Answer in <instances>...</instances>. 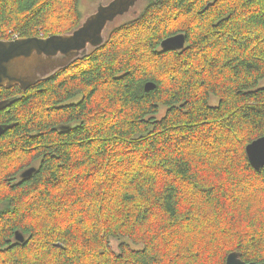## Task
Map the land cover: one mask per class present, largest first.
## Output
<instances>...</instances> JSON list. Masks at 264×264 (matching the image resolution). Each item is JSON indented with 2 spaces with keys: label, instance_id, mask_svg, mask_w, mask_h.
Segmentation results:
<instances>
[{
  "label": "trees",
  "instance_id": "1",
  "mask_svg": "<svg viewBox=\"0 0 264 264\" xmlns=\"http://www.w3.org/2000/svg\"><path fill=\"white\" fill-rule=\"evenodd\" d=\"M82 1L0 0V40L70 33ZM137 5L69 67L0 88V264L264 263L246 154L264 137V0Z\"/></svg>",
  "mask_w": 264,
  "mask_h": 264
},
{
  "label": "water",
  "instance_id": "2",
  "mask_svg": "<svg viewBox=\"0 0 264 264\" xmlns=\"http://www.w3.org/2000/svg\"><path fill=\"white\" fill-rule=\"evenodd\" d=\"M140 0H111L99 3L95 12L86 16L80 26L70 33L49 37H30L16 40H0V88L10 89L19 86L23 91L36 83L44 81L61 69L69 67L78 59L91 51L100 48L107 39L111 26L137 7ZM184 34H177L164 39L161 43L163 51H180L186 46ZM153 82L146 84V90L155 89ZM8 106L7 101L0 102V110ZM4 128L0 126V135ZM246 154L251 166L260 171L264 168V137L252 141L246 147ZM35 168L22 174L24 179L33 175ZM16 238L24 242L22 234ZM226 264L246 263L241 254L231 253ZM264 264V263H260Z\"/></svg>",
  "mask_w": 264,
  "mask_h": 264
},
{
  "label": "rangeland",
  "instance_id": "3",
  "mask_svg": "<svg viewBox=\"0 0 264 264\" xmlns=\"http://www.w3.org/2000/svg\"><path fill=\"white\" fill-rule=\"evenodd\" d=\"M109 0H83L82 1V7H80V10L83 14V18H85L88 15H91L95 12L96 8L98 7L99 3H108ZM140 5H137V7L135 9H133L131 12H129L127 15L125 16H133L136 15L140 9ZM124 16V17H125ZM124 17H121L117 20L118 24Z\"/></svg>",
  "mask_w": 264,
  "mask_h": 264
},
{
  "label": "flooded vegetation",
  "instance_id": "4",
  "mask_svg": "<svg viewBox=\"0 0 264 264\" xmlns=\"http://www.w3.org/2000/svg\"><path fill=\"white\" fill-rule=\"evenodd\" d=\"M2 100H5V99H2ZM2 127H3V126H2ZM3 128H4V133H5V131H6V128H5V127H3ZM4 133H3V134H4ZM3 134H2V135H3ZM2 135H1V136H2ZM1 136H0V137H1Z\"/></svg>",
  "mask_w": 264,
  "mask_h": 264
},
{
  "label": "bare ground",
  "instance_id": "5",
  "mask_svg": "<svg viewBox=\"0 0 264 264\" xmlns=\"http://www.w3.org/2000/svg\"><path fill=\"white\" fill-rule=\"evenodd\" d=\"M1 136V135H0ZM27 171V170H26ZM23 178V177H22Z\"/></svg>",
  "mask_w": 264,
  "mask_h": 264
}]
</instances>
